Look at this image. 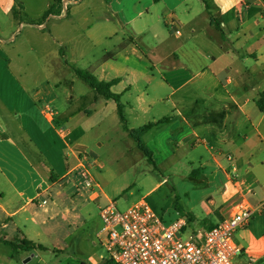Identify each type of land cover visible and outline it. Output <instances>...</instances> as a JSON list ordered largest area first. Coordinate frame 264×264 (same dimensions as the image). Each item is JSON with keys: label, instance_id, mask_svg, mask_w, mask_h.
Instances as JSON below:
<instances>
[{"label": "crops", "instance_id": "0c3cea01", "mask_svg": "<svg viewBox=\"0 0 264 264\" xmlns=\"http://www.w3.org/2000/svg\"><path fill=\"white\" fill-rule=\"evenodd\" d=\"M210 3L209 12L201 0H103L99 7L92 0H54L45 25L54 45L48 56H56L62 69L53 71L52 59L50 69L54 75L65 69L76 76L80 70L112 82L130 129L155 124L142 140L153 137L144 144L156 166L162 153H181V160L190 156L200 164L194 176L173 188L181 210L172 209L187 221L186 235H203L239 204L251 208L249 224L236 234L243 252L234 264H264V110L258 106L264 101V0ZM1 6L12 15L10 0ZM13 22L20 29L36 26L14 17ZM61 84L57 80L52 87ZM19 87L28 100L17 94L5 97L0 90V264H34L41 261V252L64 253L66 248L54 243L69 239L81 222L89 223V203L100 210L103 196L78 192L70 173L79 155L90 153L81 142L84 135L98 133L110 112L119 118L113 100L95 93V103L106 109L98 111L71 92L59 111L51 107L52 121L45 114L50 105H41L43 92L31 98L29 85ZM94 112L100 114L95 124L82 121ZM133 121L143 122L131 128ZM200 146L210 153L204 160L197 154ZM104 197L112 201L105 192ZM2 239L27 240L46 249L14 250Z\"/></svg>", "mask_w": 264, "mask_h": 264}, {"label": "rangeland", "instance_id": "374dc122", "mask_svg": "<svg viewBox=\"0 0 264 264\" xmlns=\"http://www.w3.org/2000/svg\"><path fill=\"white\" fill-rule=\"evenodd\" d=\"M4 1L6 0H0V38L3 40L0 47V83L3 84V88L0 90L2 94L5 97H14L17 94L19 98L28 100V93L19 87V83H21V85H29L28 92L31 98H36V92H43L39 96L43 100L41 104L43 107L49 104L50 108L59 111L62 108L65 94L73 92L72 95L76 99H81L80 102L82 101L83 105L86 103L87 108L91 107L98 111L103 109L106 112L104 105L95 103L96 92L75 74L63 69L62 72L54 75L50 69L51 59L54 63L53 71L62 69L57 64L56 56L53 58L48 56L54 51V45L52 40L46 36L45 25L49 23L46 15L49 11L48 7L54 0H10L14 4L12 15L15 20L36 24L35 27H24L23 29H20V24L13 22L12 15L7 16L4 13L1 6ZM101 1L103 0H92V4L99 7L98 4ZM56 2H63V0H56ZM50 11L54 12V8H51ZM82 14L83 12L76 19H81ZM73 20L74 17L69 19V21ZM68 32L69 29H66L65 33ZM5 62L9 63L6 67L4 66ZM57 80L62 84L58 89H53L52 85ZM5 84L9 85L8 89ZM33 86H35L34 89H32ZM53 93L54 96H52ZM95 115L94 112L90 119L82 118V121L95 124V119L99 118L100 114ZM39 117L45 125L48 124L43 116ZM106 118L103 128L99 127L98 133L93 130L87 135L83 134L84 137L81 139V142L88 144L89 152L93 154H90V164L82 165L88 169L87 171L90 172L94 182L98 185L95 189L99 198L103 196L102 205L108 203L105 201V192L112 201L116 202L121 211L144 201L159 215L173 213L172 208L175 207L174 186L189 175L194 176V173L199 170L200 164L193 163L190 156L188 161L181 160L179 158L181 153L175 155L162 153L158 155L157 167L139 149L137 142L122 130V123L117 118L116 112L113 114L110 112ZM83 122L78 121L81 124ZM142 122L133 121L129 123V126L138 128ZM81 129H84V125L81 126ZM155 133L158 134L159 130L154 129L153 134ZM152 140L153 137L150 135L144 138L146 145L150 144ZM82 158L83 156L79 155L78 163L73 168L75 172L72 173V177L76 181L78 192L87 193L85 189H82L78 177ZM89 206L92 209L91 216L87 218L90 219L89 223L81 222L78 229L70 231L72 234L70 233L69 239H66L65 242L59 240L54 243L55 247H65L64 253L53 256L41 252L43 256L41 261L37 259L34 264H97L102 261V257L107 254L99 237V233L102 231V224L99 220L100 210L97 203H89ZM84 216L86 217V215ZM87 224H90V227H87ZM40 239L43 244H50V246L53 244V241H47L44 237Z\"/></svg>", "mask_w": 264, "mask_h": 264}, {"label": "built area", "instance_id": "2783aa9c", "mask_svg": "<svg viewBox=\"0 0 264 264\" xmlns=\"http://www.w3.org/2000/svg\"><path fill=\"white\" fill-rule=\"evenodd\" d=\"M45 114L53 121L52 109L47 108ZM197 154L202 160L210 156L204 146L197 148ZM81 155L78 177L82 189L98 197L95 189L98 185L82 165L90 164V153L85 151ZM173 211L159 215L144 201L125 211L119 210L115 201L102 206L100 242L107 254L102 260L112 264H234L235 258L243 252L236 234L252 218L253 211L248 206L237 205L230 217L203 235H186L187 221Z\"/></svg>", "mask_w": 264, "mask_h": 264}, {"label": "trees", "instance_id": "16d2710c", "mask_svg": "<svg viewBox=\"0 0 264 264\" xmlns=\"http://www.w3.org/2000/svg\"><path fill=\"white\" fill-rule=\"evenodd\" d=\"M107 3H110L112 0H105ZM205 6L206 9L210 12L211 11V0H201ZM211 14V13H210ZM51 15V11H48L46 17H49ZM216 26L219 28L220 25L216 22ZM76 74L78 77H80L87 85H89L94 91H96L98 96H101L105 98L106 100H113L117 104V113L120 122L123 125V130L128 133V135L134 139L137 144L139 149L146 155L148 160L151 163H154L153 158H152V153L147 149L145 146L142 136L150 129L152 128L155 124L151 123L148 125L143 126L140 129H130L128 127L127 119L124 113V105L121 102V95L115 94L111 91V86L112 82H105V81H100L98 80L94 75L88 73V72H83L80 70H75ZM258 106L261 110H264V101L260 100L258 102ZM175 206L179 210H181V205L179 202L176 200L175 201ZM6 244L10 245L14 250H25V251H32L36 249L44 250L46 249L43 245H37L36 243L27 241V240H21V241H6L3 240ZM110 264H112L110 262Z\"/></svg>", "mask_w": 264, "mask_h": 264}]
</instances>
